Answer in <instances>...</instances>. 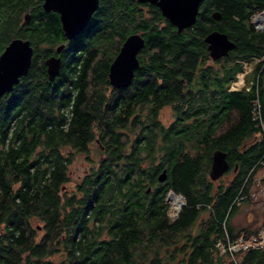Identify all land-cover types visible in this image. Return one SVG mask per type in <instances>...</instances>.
I'll return each instance as SVG.
<instances>
[{"label":"trees","instance_id":"obj_1","mask_svg":"<svg viewBox=\"0 0 264 264\" xmlns=\"http://www.w3.org/2000/svg\"><path fill=\"white\" fill-rule=\"evenodd\" d=\"M125 1L99 0L97 16L67 41L42 0H0V52L13 37L33 46L27 73L0 97V264H264V243L228 250L264 228L233 222L264 164V27L252 21L264 0H202L179 32L147 28L153 22ZM126 16L143 26L145 44L132 82L115 88L108 69ZM213 28L235 42L221 68L203 40ZM51 55L61 57L52 79ZM250 59L244 85L232 88ZM91 144L95 164L66 193L70 162ZM217 148L229 168L212 180ZM168 190L184 199L174 218Z\"/></svg>","mask_w":264,"mask_h":264},{"label":"water","instance_id":"obj_2","mask_svg":"<svg viewBox=\"0 0 264 264\" xmlns=\"http://www.w3.org/2000/svg\"><path fill=\"white\" fill-rule=\"evenodd\" d=\"M156 4L161 14L176 27L179 32L185 27L191 26L198 13L202 0H139ZM99 0H42L41 6L47 12L56 11L64 36L73 38L81 32L90 20L93 12L98 8ZM30 13L23 14L24 23H28ZM214 20L220 18L218 10L211 11ZM203 40L207 44V50L211 58H219L228 54L235 46L226 32L217 29L207 32ZM144 37L139 33H131L122 41L118 51L109 63L108 81L115 88L128 86L133 79L134 72L139 66L138 52L144 46ZM64 44L56 47L60 52ZM33 47L29 39L13 37L4 45L0 52V97L10 92L13 85L23 77L31 65ZM47 74L50 79L54 78L59 71L60 57L51 55L45 59ZM229 168L226 152L215 149L211 156L209 177L213 180L222 175ZM166 178L163 169L157 175L158 181ZM18 264H28L20 261Z\"/></svg>","mask_w":264,"mask_h":264},{"label":"rangeland","instance_id":"obj_3","mask_svg":"<svg viewBox=\"0 0 264 264\" xmlns=\"http://www.w3.org/2000/svg\"><path fill=\"white\" fill-rule=\"evenodd\" d=\"M256 59L244 60L242 61L243 68L245 67V74L247 75ZM245 74H239L237 81L232 83L233 88H241L244 85V77ZM173 111L170 106H165L160 110L159 118L163 124H168L172 120ZM94 142V141H93ZM96 146L91 144L90 150L87 154L85 153H77L70 165L68 167V173L70 175L69 181L66 183V189L64 190L66 193H73L76 191V183L80 180V177L83 175L84 171L95 164V160L98 158H93L96 156ZM92 158L91 162L87 159V157ZM212 156V155H211ZM173 191L168 190L165 196V200L171 204V200H173V206L176 208L175 201L179 200L181 202V197L175 193L177 197H172L170 200V194ZM183 196V195H182ZM183 198V197H182ZM242 197L239 195L236 197V200L241 199ZM180 205V204H179ZM263 206H264V164L263 166L257 170L254 174L253 183L249 190V198L248 204H240L239 209L235 213L233 217V222L239 227L243 228L245 226L249 227V229L254 230L261 222L264 220L263 215ZM179 208V206L177 207ZM256 240L260 242L262 245L264 243V229L259 227L256 234L250 235L249 238L245 239L244 236H240L239 242L232 245L228 248L229 252L232 253V257H234V253L238 252L239 249H244L249 245H252L253 241ZM258 245V246H260ZM253 247V246H252ZM222 248V247H221ZM53 259L58 260L59 255L51 256Z\"/></svg>","mask_w":264,"mask_h":264},{"label":"flooded vegetation","instance_id":"obj_4","mask_svg":"<svg viewBox=\"0 0 264 264\" xmlns=\"http://www.w3.org/2000/svg\"><path fill=\"white\" fill-rule=\"evenodd\" d=\"M126 2V4H129V6H130V8H134V7H137L138 8V10H139V12H137L136 14L134 13V16L135 15H137V17H142V18H148L150 21H152L153 22V26H149V27H147V28H159V27H164V28H166L167 26H170V27H172V28H174V29H176V27L173 25V24H171L170 22H169V20L167 19V18H165L162 14H161V11H160V9L158 8V6L156 5V4H153V3H150V2H148V1H139V0H126L125 1ZM213 10H215V9H213ZM213 10H211V11H213ZM53 11V10H52ZM100 11V9H99V7L93 12V14H92V16H91V18H90V20L88 21V23H87V25L90 23V21L92 20V19H94L96 16H97V14H98V12ZM55 13H57L56 11H54ZM129 13V12H128ZM128 13H126V15H128ZM57 15H58V17H59V14L57 13ZM210 17H211V12H210ZM136 17V16H135ZM126 21H127V26H126V28H125V30H124V32L122 33V35L124 36L122 39H121V42H120V44H119V47H120V45H121V43H122V41L125 39V37L127 36V35H129V34H131V33H139V34H141V36H143L144 37V34H146L145 32H144V29H143V26L141 25V24H138V26H136V24H134L133 22H131V21H129L128 20V16H126ZM212 18V17H211ZM140 19V18H139ZM213 19V18H212ZM214 20V19H213ZM60 22V21H59ZM159 24V26L157 27L156 26V24ZM60 28H61V24H60ZM86 28V27H85ZM84 28V29H85ZM83 29V30H84ZM213 29H215V28H213ZM212 29V30H213ZM62 30V29H61ZM82 30V31H83ZM218 30V29H217ZM81 31V32H82ZM148 31V29L146 30V32ZM81 32H79V33H81ZM62 33H63V31H62ZM79 33L78 34H76L73 38H71V39H67L65 36H64V34H63V36H64V38H65V40H74L78 35H79ZM31 44V43H30ZM31 46H32V44H31ZM33 47V46H32ZM119 47H118V49H119ZM206 48H207V44H206ZM141 51H142V49L141 50H139V52H138V54L139 53H141ZM208 51V50H207ZM138 54H137V56H138ZM225 56H227V55H225ZM224 56H221V57H219V58H211L210 57V55H209V51H208V61L210 62V63H216V65H217V67L218 68H221L222 67V58H223ZM61 58V57H60Z\"/></svg>","mask_w":264,"mask_h":264},{"label":"built area","instance_id":"obj_5","mask_svg":"<svg viewBox=\"0 0 264 264\" xmlns=\"http://www.w3.org/2000/svg\"><path fill=\"white\" fill-rule=\"evenodd\" d=\"M262 13H264V8L262 9V10H260V11H258V12H256L253 16H252V21H253V25H254V27H255V29H257V30H261L263 27H264V20H261V21H259L258 19H257V17H258V15H260V14H262ZM245 67H244V71L243 72H240V73H237V78H238V75L239 74H245ZM237 81V80H236ZM236 81H234V82H236ZM234 82H232V83H234ZM231 87H232V85H231ZM233 88V87H232ZM254 112L259 116V113H258V108H255L254 109ZM177 208L175 209L174 207H172L171 205H170V208H169V210H168V215H169V217L170 218H174L175 217V215H176V213H177ZM262 229H264V228H262ZM240 238V237H239ZM237 242H239V239H238V241ZM253 244L252 245H249V246H258V245H260L259 243L260 242H258V241H256V240H254L253 242H252ZM234 244H236V243H234ZM234 244H232V245H234ZM232 245H230L228 248H230Z\"/></svg>","mask_w":264,"mask_h":264},{"label":"bare ground","instance_id":"obj_6","mask_svg":"<svg viewBox=\"0 0 264 264\" xmlns=\"http://www.w3.org/2000/svg\"><path fill=\"white\" fill-rule=\"evenodd\" d=\"M257 19H258L259 21L264 20V13L258 15ZM175 195H176V194H175L174 192L171 193V194H170V200L172 199V197H177V196H175ZM178 196H179V195H178ZM179 197H180V196H179ZM175 204H176V205L180 204V201H179V200L175 201ZM171 206L174 207V206H173V200H171ZM179 206H180V205H179ZM174 208H175V207H174ZM175 209H176V208H175ZM177 209H178V208H177Z\"/></svg>","mask_w":264,"mask_h":264},{"label":"clouds","instance_id":"obj_7","mask_svg":"<svg viewBox=\"0 0 264 264\" xmlns=\"http://www.w3.org/2000/svg\"><path fill=\"white\" fill-rule=\"evenodd\" d=\"M254 14H255V13H254ZM254 14H253V15H254ZM239 73H240V72H239ZM178 195L181 197L180 206H179V208H178V210H179L180 207H181V205L184 204V199L182 198V197H183L182 194L179 193ZM170 205H171V204H170ZM170 205H169V208H170ZM169 208H168V210H169ZM168 210H167V214H168ZM178 210H177V212H178ZM176 214H177V213H176ZM175 216H176V215H175ZM168 217H169V215H168Z\"/></svg>","mask_w":264,"mask_h":264}]
</instances>
